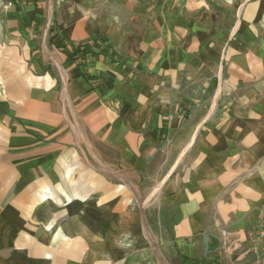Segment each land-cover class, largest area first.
<instances>
[{
	"label": "crops",
	"instance_id": "0c3cea01",
	"mask_svg": "<svg viewBox=\"0 0 264 264\" xmlns=\"http://www.w3.org/2000/svg\"><path fill=\"white\" fill-rule=\"evenodd\" d=\"M259 221L264 0H0V264H264Z\"/></svg>",
	"mask_w": 264,
	"mask_h": 264
},
{
	"label": "built area",
	"instance_id": "2783aa9c",
	"mask_svg": "<svg viewBox=\"0 0 264 264\" xmlns=\"http://www.w3.org/2000/svg\"><path fill=\"white\" fill-rule=\"evenodd\" d=\"M225 235V231H222ZM248 247L246 251L264 260V222L259 221L247 233Z\"/></svg>",
	"mask_w": 264,
	"mask_h": 264
},
{
	"label": "trees",
	"instance_id": "16d2710c",
	"mask_svg": "<svg viewBox=\"0 0 264 264\" xmlns=\"http://www.w3.org/2000/svg\"><path fill=\"white\" fill-rule=\"evenodd\" d=\"M50 41H51V38L49 37V43ZM57 46L65 50L68 59L79 57L80 59L83 60L85 57V54L92 50L91 47L87 45H72L71 49H66L65 44L61 41L57 43Z\"/></svg>",
	"mask_w": 264,
	"mask_h": 264
}]
</instances>
